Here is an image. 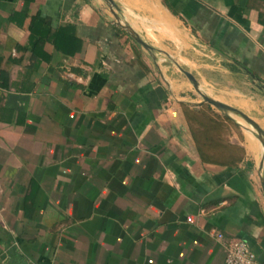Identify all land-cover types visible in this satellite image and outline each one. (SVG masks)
<instances>
[{
    "label": "crops",
    "instance_id": "crops-1",
    "mask_svg": "<svg viewBox=\"0 0 264 264\" xmlns=\"http://www.w3.org/2000/svg\"><path fill=\"white\" fill-rule=\"evenodd\" d=\"M114 1L154 53L102 0H0V264H264L262 146L184 73L264 131V0ZM37 14L78 49L26 50Z\"/></svg>",
    "mask_w": 264,
    "mask_h": 264
},
{
    "label": "water",
    "instance_id": "water-1",
    "mask_svg": "<svg viewBox=\"0 0 264 264\" xmlns=\"http://www.w3.org/2000/svg\"><path fill=\"white\" fill-rule=\"evenodd\" d=\"M102 1L107 6L109 14L112 17L113 24L120 27L125 33H127L129 37H131L141 48L148 51L149 53H154L152 46L148 42H146L140 36V34L137 33L131 27V25L124 19V17L121 16L119 12V7L116 5L115 1L114 0H102ZM235 63L249 77V79H251L254 83H257L261 88L264 89V83L259 77L254 75L250 69H248L241 63L236 61ZM184 73L187 75V77L196 87L197 82L195 78L187 71H184ZM202 98H203L202 101L204 103L211 105L218 111L229 116L239 127L254 135L260 142L262 149L264 151V131L252 118H250L248 115L244 114L240 110L236 109L235 107H232L224 102H221L210 95H206V96L204 95V97ZM258 261L262 263L260 259H258Z\"/></svg>",
    "mask_w": 264,
    "mask_h": 264
},
{
    "label": "trees",
    "instance_id": "trees-1",
    "mask_svg": "<svg viewBox=\"0 0 264 264\" xmlns=\"http://www.w3.org/2000/svg\"><path fill=\"white\" fill-rule=\"evenodd\" d=\"M30 23H31L29 26L30 35H29L28 44L25 47L26 50H29L32 53H34L36 52L37 48L39 49L41 48L44 41L46 40L50 41L57 50H60L62 52H66L69 54H73L75 50L78 49L77 47H78L79 39L70 35V33L65 27L63 28L59 27L58 29H56L54 33L49 35V32H48L49 28H47L44 25L45 22L43 21L42 18L38 16V14L31 17ZM40 27L42 28V30L46 32L42 33L40 31Z\"/></svg>",
    "mask_w": 264,
    "mask_h": 264
},
{
    "label": "built area",
    "instance_id": "built-area-1",
    "mask_svg": "<svg viewBox=\"0 0 264 264\" xmlns=\"http://www.w3.org/2000/svg\"><path fill=\"white\" fill-rule=\"evenodd\" d=\"M83 264V263H75ZM224 264H262L249 245L241 239H233L227 246Z\"/></svg>",
    "mask_w": 264,
    "mask_h": 264
},
{
    "label": "rangeland",
    "instance_id": "rangeland-1",
    "mask_svg": "<svg viewBox=\"0 0 264 264\" xmlns=\"http://www.w3.org/2000/svg\"><path fill=\"white\" fill-rule=\"evenodd\" d=\"M198 47V50L200 51V54H199V58L200 60H203V61H213L212 58H209L207 56H210V54L207 52V50H205L203 47L199 46V45H196ZM207 75L211 76L212 78H214L215 80H218V81H222V82H225L226 80H233V78L231 79V77H225V75H223L222 73H218V72H207ZM214 76V77H213ZM225 77V78H224ZM240 78H234L235 81H240L239 80Z\"/></svg>",
    "mask_w": 264,
    "mask_h": 264
},
{
    "label": "bare ground",
    "instance_id": "bare-ground-1",
    "mask_svg": "<svg viewBox=\"0 0 264 264\" xmlns=\"http://www.w3.org/2000/svg\"><path fill=\"white\" fill-rule=\"evenodd\" d=\"M195 89L200 94L201 97H204L205 93L198 86H196Z\"/></svg>",
    "mask_w": 264,
    "mask_h": 264
}]
</instances>
